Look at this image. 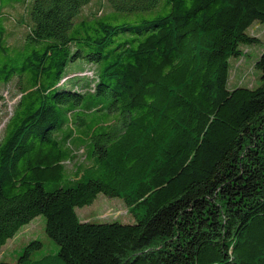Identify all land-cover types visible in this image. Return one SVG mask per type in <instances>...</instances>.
Here are the masks:
<instances>
[{
	"label": "trees",
	"instance_id": "1",
	"mask_svg": "<svg viewBox=\"0 0 264 264\" xmlns=\"http://www.w3.org/2000/svg\"><path fill=\"white\" fill-rule=\"evenodd\" d=\"M93 1L0 0V84L18 95L0 251L38 215L57 245L36 258L34 238L0 264H264V50L260 83L228 87L264 0ZM14 20L27 28L11 43ZM79 59L93 78L66 71ZM70 75L80 89L60 84ZM98 193L136 221L80 220Z\"/></svg>",
	"mask_w": 264,
	"mask_h": 264
},
{
	"label": "rangeland",
	"instance_id": "2",
	"mask_svg": "<svg viewBox=\"0 0 264 264\" xmlns=\"http://www.w3.org/2000/svg\"><path fill=\"white\" fill-rule=\"evenodd\" d=\"M95 1L96 0L93 2ZM89 7L90 6L87 7V11ZM9 10L13 15L18 14L21 17L26 12L25 6L18 3H15L14 8L9 7ZM16 17L18 16L16 15ZM6 26L10 34L9 42L11 43L20 39L27 28L25 24L18 23L15 20L12 22L7 21ZM248 33L255 34L259 37L260 42L252 45H242L241 49L243 54L239 57H231L229 59L230 77L228 80V87L230 89L235 86H257L260 83L261 72L256 68L255 62L264 50V22L254 23L248 29ZM66 71L72 73L71 75L73 76H85L90 79L96 75L95 66L82 59L70 62L67 65ZM73 76L69 79H67L68 77L64 78L60 84H73L75 89H80L81 80L74 81L76 77ZM17 99L16 87L12 82L0 84V137L8 118L12 114ZM77 154L76 161H84L83 148H80ZM66 165L68 168H71L72 162H67ZM76 213L82 221H119L122 223H134L136 221L122 198L117 196L110 197L104 193H98L91 204L77 207ZM34 238L39 239L43 243L42 248L35 254L36 258L52 251H57L56 243L52 241L45 232V217L43 215H38L22 227L12 238L8 239L6 244L2 246L0 260L8 262L15 261L23 247Z\"/></svg>",
	"mask_w": 264,
	"mask_h": 264
}]
</instances>
